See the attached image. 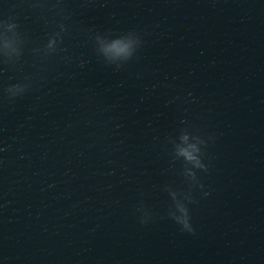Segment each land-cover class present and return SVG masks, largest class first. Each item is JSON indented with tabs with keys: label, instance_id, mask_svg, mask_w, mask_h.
Returning a JSON list of instances; mask_svg holds the SVG:
<instances>
[{
	"label": "water",
	"instance_id": "1",
	"mask_svg": "<svg viewBox=\"0 0 264 264\" xmlns=\"http://www.w3.org/2000/svg\"><path fill=\"white\" fill-rule=\"evenodd\" d=\"M58 34L0 84V264H264V0H99ZM183 130L216 137L194 234Z\"/></svg>",
	"mask_w": 264,
	"mask_h": 264
},
{
	"label": "clouds",
	"instance_id": "2",
	"mask_svg": "<svg viewBox=\"0 0 264 264\" xmlns=\"http://www.w3.org/2000/svg\"><path fill=\"white\" fill-rule=\"evenodd\" d=\"M11 29L13 25H6ZM99 39V38H98ZM59 40V34L50 38L47 45L49 50H54V45ZM11 47V43L7 37L0 39V48L5 51ZM15 51V49H13ZM101 53L107 58H120L127 60L133 55L132 40L129 37L122 36L111 42L101 41ZM17 88L15 91H21ZM9 91H12L9 89ZM13 91V95H15ZM179 143L175 148V156L182 160L185 166V180L188 185V192L186 193H172L174 211L171 214V220L179 226L180 230L194 234L195 228L193 226L189 205L196 202L194 193L198 190L200 198L208 196L205 190V185L202 182L203 173H207L208 165L206 163V148L209 142H213L216 137L215 134H210L207 138L197 134L196 132H189L187 130L181 131L179 135ZM3 149H0L2 151Z\"/></svg>",
	"mask_w": 264,
	"mask_h": 264
}]
</instances>
